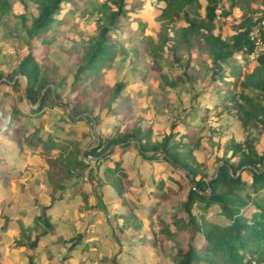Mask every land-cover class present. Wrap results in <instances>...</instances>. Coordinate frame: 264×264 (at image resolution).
I'll use <instances>...</instances> for the list:
<instances>
[{"label": "rangeland", "instance_id": "374dc122", "mask_svg": "<svg viewBox=\"0 0 264 264\" xmlns=\"http://www.w3.org/2000/svg\"><path fill=\"white\" fill-rule=\"evenodd\" d=\"M7 1L10 7L0 19V81L14 84L1 85L0 110L20 106L24 79L17 69L31 48L38 62L56 64L66 81L58 86L48 78L44 80L42 91L54 106L47 105L40 116L21 117L19 125L26 129V135L37 133L42 139L51 136L63 149L68 147V140L76 139L82 153L88 154L84 158V180L75 186L65 182L60 198L47 182L38 150L26 146L19 150L0 128V264H112L114 257L118 264H175L176 248L185 247L187 234L175 230L171 219L182 214L179 205L190 188L186 174L163 159H144L135 147L121 155L118 145H110L105 151L109 157L100 164L90 150L99 137H107L118 125L121 129L133 124L151 128L152 140L159 143L171 131L172 123L177 125L173 129L176 140L187 131L184 125L188 123L192 126L188 132L195 135L190 147L200 164V174L215 173L221 158L230 155L226 145L232 139L243 142L249 138L257 152L264 155V127L258 130L254 126L258 124L239 119L228 97L219 99L223 91L228 96H254L260 92L248 79L254 78L256 59L235 55L222 62L219 70L200 38L193 37L190 44L180 39L176 30L186 25L183 20L169 23L168 39L160 43L162 2L142 0L140 7H133L137 0H126L127 15L120 28L111 33L117 42V55L102 68L108 89L100 99L89 102L90 113L73 114L66 106L68 90L79 57L96 34L97 15L77 8L72 12L73 7L65 4L57 17L65 21L51 25L48 32L53 41L45 46L29 39L24 28L37 16V3ZM235 1L232 8L231 0H221L216 10L213 33L225 40L240 29L242 22L253 21L264 12V0ZM200 2L199 12L204 16L205 0ZM21 15L27 17L24 25ZM121 80L126 81L122 94L131 97L130 114L125 120L112 110L116 100L110 87ZM0 123L6 124L1 113ZM152 153L161 157L159 151L148 155ZM119 159L126 173L121 177L126 203L111 186L116 176L105 173ZM159 186L169 196L163 201L155 196ZM49 203L46 212L51 232L33 251L18 246L23 241L22 228L33 226L40 208ZM121 216L139 223V228L126 225ZM158 217L169 224L170 233L161 232L163 225ZM74 239L76 245L70 248ZM29 256H33V263Z\"/></svg>", "mask_w": 264, "mask_h": 264}, {"label": "trees", "instance_id": "16d2710c", "mask_svg": "<svg viewBox=\"0 0 264 264\" xmlns=\"http://www.w3.org/2000/svg\"><path fill=\"white\" fill-rule=\"evenodd\" d=\"M221 0H205L204 16L199 12L200 0H156L162 2L159 20L162 23L160 43L165 44L168 39L167 25L177 20H183L186 25L177 28L180 39L190 44L193 37L200 38L209 47L212 64L221 70V63L227 62L235 55L247 56L254 50V43L249 37V30L255 21L248 19L240 24V29L230 36L228 40L219 34H214L216 10ZM38 6V14L31 19L29 25H24L27 17L21 15L25 32L29 39L38 40L42 45L48 46L53 41L49 29L54 22L58 25L65 19H58L65 4H69L81 11L97 15V28L93 40L79 57V63L72 76L68 90L66 106L73 114L89 112L88 105L92 100L100 99L108 89L102 68L109 66L117 55L116 41L111 37L113 30L120 28L122 19L127 15L126 0H34ZM142 0H137L133 7H140ZM236 5L231 0L230 6ZM7 0H0V19L9 9ZM134 9V8H133ZM224 14H228L225 12ZM144 25H141V29ZM136 32V31H135ZM152 41V39L148 38ZM30 48V47H29ZM256 73L249 81L260 90L254 96L247 94L228 96L226 91L219 95V99L227 98L238 113V118L251 121L258 130L264 127V51L256 58ZM56 64L43 65L38 62L30 48L28 53L19 61L18 73L24 79L23 96L33 107L23 106V109L11 111L0 110L6 124L0 123L2 133L10 140L16 142L19 150L28 147L36 151L43 158L46 179L58 197L62 198L66 189L65 182L75 186L76 182L84 180L82 171L86 166L82 150L76 139H70L64 149L48 136L42 139L37 133L26 135L27 131L19 125L18 119L28 116H40L47 105L54 106L47 99L43 90V81L48 78L52 84L64 85L66 77L58 72ZM49 76V77H48ZM223 80V76H219ZM224 85L226 83L223 81ZM13 86L14 83L0 81L1 85ZM126 81H118L111 88V96L116 100L112 110L122 119H127L130 114L131 97L122 92ZM228 94V95H227ZM236 94V95H235ZM236 96L240 98L237 100ZM118 99V101H117ZM92 112V110H91ZM176 123H172L171 131L159 143L152 140V129H143L140 125L133 124L123 129L118 125L107 137H99L97 145L90 150L96 157L98 164L107 160L109 153H105L110 145H118L121 155L135 147L139 154L148 161L163 159L167 164L184 172L190 183V188L179 210L182 214L172 216L171 221L177 231L187 234L185 247L176 248L175 264H264V155L255 149L251 139L243 142L230 140L226 150L230 155L223 156L213 175L200 174L197 167L199 162L193 155L192 140L195 135L188 131L192 129L188 123L187 130L179 134L173 131ZM191 140V142H190ZM151 151H159L161 157ZM108 176H116L111 182L112 188L126 203L124 185L121 177H125V170L121 160H114V167H107ZM155 196L158 200H165L169 196L161 191L159 186ZM194 188V189H193ZM51 206H42L38 216L34 218V225L23 227L21 237L23 241L18 246L25 250L33 251L40 246L41 238L51 232L50 215L47 209ZM126 225L132 224L139 228V223L134 224L130 217L121 216ZM163 225L162 233H170L169 224L162 217L157 218ZM77 240L72 241L70 248H74ZM33 263V256H29ZM112 264H118L117 258L112 259Z\"/></svg>", "mask_w": 264, "mask_h": 264}, {"label": "built area", "instance_id": "2783aa9c", "mask_svg": "<svg viewBox=\"0 0 264 264\" xmlns=\"http://www.w3.org/2000/svg\"><path fill=\"white\" fill-rule=\"evenodd\" d=\"M254 21L249 30V37L254 43V50L249 54L251 59H256L264 51V12Z\"/></svg>", "mask_w": 264, "mask_h": 264}, {"label": "crops", "instance_id": "0c3cea01", "mask_svg": "<svg viewBox=\"0 0 264 264\" xmlns=\"http://www.w3.org/2000/svg\"><path fill=\"white\" fill-rule=\"evenodd\" d=\"M25 101H26V99L24 98V96H23V94H22V96L19 97L20 106L17 107V108H18V109H23V106H28V105L25 103ZM28 107H29V106H28ZM5 111H7V110H5ZM8 111H11V110H8ZM2 119H3V117H2ZM5 137L7 138L6 135H5ZM7 139H9V138H7Z\"/></svg>", "mask_w": 264, "mask_h": 264}, {"label": "water", "instance_id": "95a60500", "mask_svg": "<svg viewBox=\"0 0 264 264\" xmlns=\"http://www.w3.org/2000/svg\"><path fill=\"white\" fill-rule=\"evenodd\" d=\"M88 154V151H83V153H82V157H86V155Z\"/></svg>", "mask_w": 264, "mask_h": 264}]
</instances>
